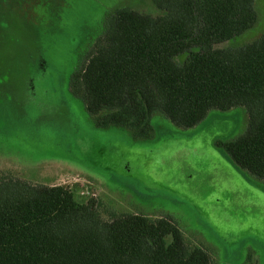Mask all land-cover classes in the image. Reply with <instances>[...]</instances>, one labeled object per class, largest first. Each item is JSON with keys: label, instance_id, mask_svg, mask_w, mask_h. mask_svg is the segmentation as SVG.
<instances>
[{"label": "rangeland", "instance_id": "1", "mask_svg": "<svg viewBox=\"0 0 264 264\" xmlns=\"http://www.w3.org/2000/svg\"><path fill=\"white\" fill-rule=\"evenodd\" d=\"M123 7L159 13L150 0H0V173L171 217L214 264H264V183L218 147L245 131L244 108L211 110L190 129L154 113L151 136L137 139L97 128L70 93L104 16ZM255 8L257 23L220 47L264 34V0Z\"/></svg>", "mask_w": 264, "mask_h": 264}, {"label": "trees", "instance_id": "2", "mask_svg": "<svg viewBox=\"0 0 264 264\" xmlns=\"http://www.w3.org/2000/svg\"><path fill=\"white\" fill-rule=\"evenodd\" d=\"M159 13L118 8L70 76V93L100 129L149 138L151 118L190 129L209 111L245 109V131L219 142L264 183V34L227 43L258 19L255 0H150ZM0 264H214L167 216L78 201L63 185L0 173Z\"/></svg>", "mask_w": 264, "mask_h": 264}]
</instances>
